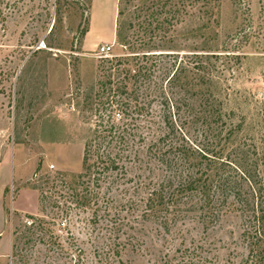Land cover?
Listing matches in <instances>:
<instances>
[{"label": "rangeland", "instance_id": "rangeland-1", "mask_svg": "<svg viewBox=\"0 0 264 264\" xmlns=\"http://www.w3.org/2000/svg\"><path fill=\"white\" fill-rule=\"evenodd\" d=\"M204 4L0 0V264H252L264 250L246 184L208 209L197 192L171 201L161 139H200L190 118L208 98L238 128L230 150L264 157V0ZM28 190L36 207L16 211Z\"/></svg>", "mask_w": 264, "mask_h": 264}, {"label": "trees", "instance_id": "trees-1", "mask_svg": "<svg viewBox=\"0 0 264 264\" xmlns=\"http://www.w3.org/2000/svg\"><path fill=\"white\" fill-rule=\"evenodd\" d=\"M190 1L191 3L204 1V5L206 6L210 1L219 2L220 0ZM234 1L238 4L244 0ZM84 33L85 31L83 30L82 34ZM131 71H134L132 76L139 73V69L137 71L128 70L127 72L130 73ZM104 85H106V83H104ZM115 104L117 107L122 105H119L118 102H115ZM190 119H197L203 123L205 130L200 139L190 140L186 138L184 134H179L177 139L182 141L179 144L176 143L177 140H175L176 142L170 140L168 135L163 136L162 139L160 138L162 142H165L164 147L166 148V152L168 151L169 171L173 170V174L171 173V175L174 177L177 172L180 177V182H177V186L174 188L175 192L173 191L171 194V201H174L173 204L176 203L177 199L191 198L192 193L197 192V194H199V201L202 202L201 205L208 209L217 197L219 200H224L227 196L235 198L236 195H239L242 183H244L250 190L251 196L255 198V200H259L257 206L260 214L256 218V221L257 223L263 224L264 181L260 176L259 167L264 164V157L259 156L256 150L253 149L254 158L250 160V164L247 162V156L245 152H243V148L230 150V140L238 128L227 123L225 114L212 97L206 100L202 112ZM119 128L120 127L113 124L109 126V128H107L108 136L113 138V135L118 133L115 138H119L121 133ZM91 149L90 143L85 144L82 158V173L78 176L79 180L84 178L89 171L87 163ZM99 151V147L93 149V152L98 155V159L100 161L104 160L102 162L105 163L106 169H117V163L114 157L111 158L108 151H102L101 153ZM204 162L208 165V168L200 170L198 172L199 175L196 177L195 174L190 171V167L194 166V164L199 167ZM39 167L38 165L36 171L39 170ZM159 193L154 194L157 199L163 194L162 192ZM85 203H87V201L83 199L82 204L85 205ZM32 224L33 223H31V225ZM115 256L119 258V253L116 252ZM263 261L264 250L256 253L255 261L252 262V264H264Z\"/></svg>", "mask_w": 264, "mask_h": 264}, {"label": "crops", "instance_id": "crops-1", "mask_svg": "<svg viewBox=\"0 0 264 264\" xmlns=\"http://www.w3.org/2000/svg\"><path fill=\"white\" fill-rule=\"evenodd\" d=\"M37 205V194L30 190L20 193L14 202L15 210L18 212H31Z\"/></svg>", "mask_w": 264, "mask_h": 264}, {"label": "built area", "instance_id": "built-area-1", "mask_svg": "<svg viewBox=\"0 0 264 264\" xmlns=\"http://www.w3.org/2000/svg\"><path fill=\"white\" fill-rule=\"evenodd\" d=\"M112 45H103L99 49H97L95 53L96 58H104L110 54L112 51Z\"/></svg>", "mask_w": 264, "mask_h": 264}]
</instances>
